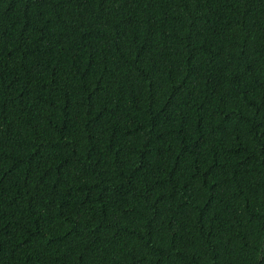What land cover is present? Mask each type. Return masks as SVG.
Returning <instances> with one entry per match:
<instances>
[{
    "label": "trees",
    "instance_id": "obj_1",
    "mask_svg": "<svg viewBox=\"0 0 264 264\" xmlns=\"http://www.w3.org/2000/svg\"><path fill=\"white\" fill-rule=\"evenodd\" d=\"M0 264H264V0H0Z\"/></svg>",
    "mask_w": 264,
    "mask_h": 264
}]
</instances>
